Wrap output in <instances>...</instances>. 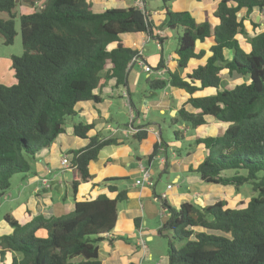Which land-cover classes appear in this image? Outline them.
I'll return each instance as SVG.
<instances>
[{
    "label": "trees",
    "instance_id": "16d2710c",
    "mask_svg": "<svg viewBox=\"0 0 264 264\" xmlns=\"http://www.w3.org/2000/svg\"><path fill=\"white\" fill-rule=\"evenodd\" d=\"M161 1L162 27L175 34L178 69H168L167 78L146 79L151 91L170 85L189 94L193 111L182 106L169 121L175 137L184 140L178 125L197 129L206 124V116L229 123L217 135L195 139L194 145H203L206 155L188 172L237 191L248 184L254 193L240 207H229L220 199L204 205L184 202L179 208L164 201L169 218L160 232L169 240V264H264V31L249 39L248 52L237 39L246 33L239 11L263 9L264 0H221L215 22H197L189 11L171 10L172 0ZM17 4L18 0H0V13L9 15L0 17V35L7 45L17 36ZM145 10L130 6L96 12L89 0H45L42 8L21 14L24 53L11 57L16 82L0 83V197L10 190L14 175L36 173V155L64 132L69 121L76 136L89 137L94 125L75 121L76 106L101 101L94 90L110 79L117 86L127 85L129 65L139 52L125 45L121 36L147 33L154 38L160 28ZM197 42H212L211 55L182 77L179 71L190 60L206 55ZM226 50L232 51L231 58ZM163 67V60L151 66L153 71ZM223 71L247 80L225 87ZM208 88L215 93L195 96ZM147 134L141 126L133 136L141 141ZM89 138L87 146L69 153L78 175L71 181L74 196L82 182L92 180L90 164L99 150L120 142L101 134ZM164 145V139L153 145L149 161ZM119 180H105L115 196L101 193L76 201L74 210L60 216L38 214L22 224L7 213L4 220L11 232L0 235V264H103L99 243L114 229L118 204L127 198V192L114 184Z\"/></svg>",
    "mask_w": 264,
    "mask_h": 264
},
{
    "label": "crops",
    "instance_id": "0c3cea01",
    "mask_svg": "<svg viewBox=\"0 0 264 264\" xmlns=\"http://www.w3.org/2000/svg\"><path fill=\"white\" fill-rule=\"evenodd\" d=\"M89 1L91 6L95 7L96 12L107 8L135 6V0ZM145 1L150 19L157 27L162 25L165 19L163 4L148 8L149 2ZM220 1L172 0L169 8L189 11L197 22H215L217 18L214 11ZM238 18L244 19L246 33L238 34L237 39L240 46L248 52L251 48L249 39L264 31V8L254 7L250 12L247 8H242L238 13ZM253 24H256L255 28ZM165 28H162L165 33L157 28L154 38L147 33H126L121 36L125 45L136 50L144 48L142 56L149 66L155 67L161 60L164 61L165 67L159 69V72H146L147 78L153 77V74H156V77L167 78L168 69L171 71L178 69L175 49L169 54H166L164 50V42L171 36V33H168L170 30ZM173 36H175L174 33ZM152 40L156 42L158 51L147 54V45ZM158 41L160 46H158ZM211 44L212 42H197L198 48L206 50V55L202 59L190 60L189 66L179 71L182 77H186L188 72L206 61L211 55ZM225 54L228 58L232 57L230 50H226ZM10 66L12 68L11 61ZM143 72L145 70L140 60L132 62L129 65L126 86H117L115 79H110L94 90L101 101H82L76 106L75 121L82 119L94 125L88 133L89 137L101 134L105 137H116L120 141L119 144H109L99 150L98 157L90 164L92 180L82 182L76 196L73 195L71 181L74 176L78 175L72 168L62 167L61 158L73 149H82L87 146L90 138L76 136L73 122L69 121L64 132L49 147L36 155L34 163L36 173L22 175L20 183L22 189L17 199L19 204L12 212H8L12 213L22 224L38 214L46 217L60 216L74 210L76 201L94 199L101 193L115 196L116 193L108 189L111 183L105 180L120 178L121 180L114 184L118 191L127 192V198L118 204L117 222L114 229L99 243V258L103 264H169L167 253L169 240L160 232V228L169 218V213L163 209V202L166 201L175 208H179L184 202L211 204L223 198V193H227L231 187L205 182L198 174L188 172L190 166L196 167L202 162L206 152L203 145H194L195 139L219 134L210 128L213 120L219 127L224 128L222 131L229 125L227 123L228 125L224 127L225 122L218 121L211 116H206V124L197 129H190L184 124L178 125L184 131L185 145L171 148L167 143L159 149L154 159L149 161L148 157L153 151V145L163 139L162 128L163 124L167 123L164 118L154 116L152 111L161 115L168 114L171 118L182 106L190 111L194 108L187 103L189 94L183 89L169 85L159 93L149 89L147 80V87L141 88ZM243 78L244 81L247 80ZM5 82L8 85L16 82L13 68L10 71L0 69V83L5 84ZM123 88L127 89L128 98L121 95ZM132 93L139 96L137 102L133 100ZM213 93L215 90L208 88L198 91L195 96ZM121 106L128 107L129 118L133 117L134 127L143 126L148 131L145 139L138 141L133 134L127 132L131 123L118 122L122 113ZM150 114L153 115L154 120H151ZM141 163L151 172L154 181L152 186L137 184V180L141 177ZM3 228L5 231L0 232V235L11 232L7 223ZM10 257L9 254L7 259Z\"/></svg>",
    "mask_w": 264,
    "mask_h": 264
},
{
    "label": "rangeland",
    "instance_id": "374dc122",
    "mask_svg": "<svg viewBox=\"0 0 264 264\" xmlns=\"http://www.w3.org/2000/svg\"><path fill=\"white\" fill-rule=\"evenodd\" d=\"M147 1L149 2L148 8H151V7L155 8L156 6L162 5L161 0H158V1L147 0ZM44 3H45V0H34V3H30L29 0H18V4L16 7L17 15L15 18L17 36L15 37L14 43L11 45L5 44L3 42V36L0 35V69L2 68L4 70L10 71V69H12L10 66L11 57L13 55L19 56V55H22L24 53V47L22 44L21 33H20V16H21V14L30 13L32 11L40 9L43 7ZM94 8L95 7H92L93 10H94ZM142 10H144V9H142ZM0 17L7 19V18H9V15L5 12H1ZM158 26L160 27V30L164 31V29H162L163 24L162 25L160 24ZM165 29H167V27ZM155 32H156V30H155ZM164 33H165V31H164ZM168 33H171V36L168 39H166L164 42V50H165L166 54L171 53L175 49V46L177 43L175 36H173L174 32L168 31ZM147 48H148L147 54H153V53H156L158 51L156 42L154 40L149 42V44L147 45ZM152 76L156 77V74H153ZM146 78H147V73L143 72V74L141 76L142 83H143L141 88H143V89H145L147 87V85H146L147 79ZM222 79L224 82V86L228 87V88H231V87L235 86L236 84L244 81V78L240 74L233 73L232 75H229L227 72H222ZM5 84H7V83L5 82ZM161 91L162 90H158L157 92L161 93ZM132 98L135 102H137L139 96H137L136 93H132ZM121 107H122V113L120 114V120L118 122L130 124L128 107H123V106H121ZM152 114L154 116L155 115L160 116V117L164 118V120L167 121L166 124H163V128H162L163 129V139L165 140V142H167L170 145L171 148H175V147L179 148L182 146V144H183V146L185 145V143H186L185 141H183L181 138L175 137V134L173 132V127H171L169 125L170 117L168 114L161 115L159 113H155L154 111H152ZM152 114H150V118H151V120H154V117ZM212 123L213 124L210 125V128L213 129V132H215V133L216 132L217 133L222 132V130L224 129L223 127H219L215 120H213ZM223 125L225 127L228 124L225 123ZM213 132H210V133H213ZM34 163H35V160L33 161V166H34ZM61 165H62V163H61ZM62 167H64V166L62 165ZM22 175L23 174L14 175L12 177L10 190L6 193V195L0 197V203H2V205L0 206V232L5 231L4 230L5 228H3V227H6V222L4 220V216L8 212H12V210L14 208H16L19 204V201L17 199L20 197V191L22 189L21 184H20ZM253 194L254 193L252 192L251 186L246 184V185L242 186L239 191L235 190L233 187H230L228 189L227 193H223V198H221L220 200H226L229 207H240V206H243L242 203L247 202L248 199ZM26 199L27 198H25V200Z\"/></svg>",
    "mask_w": 264,
    "mask_h": 264
},
{
    "label": "built area",
    "instance_id": "2783aa9c",
    "mask_svg": "<svg viewBox=\"0 0 264 264\" xmlns=\"http://www.w3.org/2000/svg\"><path fill=\"white\" fill-rule=\"evenodd\" d=\"M135 6H137L140 9H144L145 10L146 9V1L145 0H135ZM158 46H160V42L159 41H158ZM138 52H139V55L133 60V62L140 60L145 72H153V69L151 68V66H149L145 62V60H144V58L142 56L143 53H144V48L138 50ZM121 95L123 97L128 98L129 95H128L127 89L123 88V90L121 91ZM130 123H131V125L127 129L128 133L134 134V133L138 132L139 130H141L140 127H134L133 126V124H132L133 123V117H131ZM61 163H62V165L65 168H72L71 167V165H72L71 164V155L68 154V153L64 154L62 156V158H61ZM140 170H141V177L137 180V184H146V185L152 186L154 184V181H153V178H152L150 170L146 166H144L142 163L140 164Z\"/></svg>",
    "mask_w": 264,
    "mask_h": 264
},
{
    "label": "water",
    "instance_id": "95a60500",
    "mask_svg": "<svg viewBox=\"0 0 264 264\" xmlns=\"http://www.w3.org/2000/svg\"><path fill=\"white\" fill-rule=\"evenodd\" d=\"M205 155H206V152H205Z\"/></svg>",
    "mask_w": 264,
    "mask_h": 264
}]
</instances>
